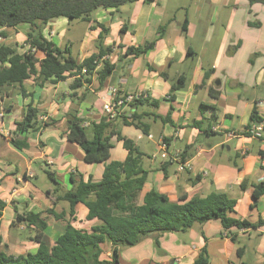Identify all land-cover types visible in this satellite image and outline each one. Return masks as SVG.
<instances>
[{
  "label": "crops",
  "instance_id": "0c3cea01",
  "mask_svg": "<svg viewBox=\"0 0 264 264\" xmlns=\"http://www.w3.org/2000/svg\"><path fill=\"white\" fill-rule=\"evenodd\" d=\"M262 13L264 5H250L247 0L140 1L119 10L99 11L96 21L110 29L104 46L113 48L102 61L115 67L101 89L97 90V76L91 86L78 90L74 97L70 89L73 78L43 85L35 79L28 80L23 83L26 95L19 87L5 86L4 97H0V198L7 208L0 221L4 241L0 250L15 256L38 251L40 245L30 239L34 227L29 236L21 237L20 231L25 232L27 226L16 223L18 215L28 213L43 214L48 225L45 235L54 245L71 221L69 204L58 202V196L71 191L73 180L78 181L80 175L84 179L92 176L95 182L103 179L106 164L87 163L83 150L68 141V118L71 112L78 111L87 125L101 122L107 117L103 106L112 87L118 88L120 95L143 93L149 100L126 106L122 115L112 121L115 131L132 140L145 154L142 166L149 174L140 202L150 191L166 195L173 203L182 196L191 200L218 192L237 202L230 217L253 224L264 222V196L254 199L255 187L264 184V133L262 137L244 134L254 112L264 121ZM80 25L84 27L83 35L74 22L55 20L43 29V35L59 48L69 47L82 62L98 53L102 31L93 30L86 22ZM163 25H167L166 33L158 39ZM123 28L125 34H121ZM28 32L27 25L0 28V47L24 54L30 49ZM154 40L155 48L146 55L126 53L130 47L138 48ZM189 51L193 56L188 55ZM35 56L38 60L45 58L41 51ZM180 79H185V86L173 92V85ZM29 105L55 122L29 134L28 149L19 151L10 139ZM133 115H140L149 125L148 134L123 123L125 119L131 122ZM229 132L236 136L229 138ZM113 142L110 161H125L128 151L123 142L116 138ZM164 143L171 160L161 157ZM177 155L185 156L193 169L179 172L172 160ZM46 167L56 174L58 194L54 186L44 190L35 183L39 178L37 170L46 171ZM51 209L67 216L57 220L48 213ZM88 214L85 205H78L72 225L91 231L98 223L89 221ZM231 232L236 241L221 221L212 220L186 232L153 234L128 250L121 247L120 264H195L203 248H207L210 264H264V226L234 228ZM103 249V259L110 260L112 245L105 243Z\"/></svg>",
  "mask_w": 264,
  "mask_h": 264
},
{
  "label": "trees",
  "instance_id": "16d2710c",
  "mask_svg": "<svg viewBox=\"0 0 264 264\" xmlns=\"http://www.w3.org/2000/svg\"><path fill=\"white\" fill-rule=\"evenodd\" d=\"M140 1L147 4L156 2V0H0V28L29 26L27 44L30 47L24 54L5 46L0 47V97H4V88L7 85L19 87L23 95H26L23 83L31 79L43 85L58 84L73 78L70 89L71 96L74 97L78 90L91 86L94 77L97 76L99 83L97 90L101 89L115 67L106 60L102 61L112 53L113 48L104 46L110 29L96 21V13L111 9L119 10L125 5ZM247 1L250 5H264V0ZM59 19H67L69 22L82 21L91 24L93 30L101 29L97 44L98 53L79 62L69 47L59 48L48 42L44 38L43 29L50 22ZM187 23L186 21L182 26L184 33L187 32ZM166 30L167 25L160 27L158 39L165 35ZM125 32L126 29L123 28L121 34ZM156 41L147 42L138 48L130 47L126 53L135 57L146 55L155 48ZM37 51L45 54L43 60L36 58ZM193 54L191 51L188 52L189 56ZM101 61L103 66L98 70ZM185 83V79H180L173 85V92L182 89ZM143 100L149 101L142 98L132 105L141 104ZM154 105L158 107L157 102ZM156 117L163 122L169 121L168 118ZM42 118L40 110L34 105H29L24 119L17 123L16 133L10 139L11 144L19 151L28 149V135L48 128L55 122ZM112 121L106 117L99 123L91 122L87 125V120L81 117L78 111L71 112L68 118V141L83 150L87 163H105L106 167L101 181L95 182L92 176L84 179L80 175L78 181L73 180L72 190L58 196L57 201L69 204L67 214L71 221L76 220L77 206L85 205L89 211L87 219L97 221L98 225L91 231H85L74 227L71 221H68L64 233L52 245L45 235L48 225L46 219L42 218L43 214L18 215L16 223H25L28 231L34 227L35 232L30 239L40 245L39 249L34 254L20 256L9 255L0 250V264H120L122 246L134 247L153 234L186 232L196 224L219 220L232 240L236 241L232 229H258L264 226L263 221L253 224L247 220L230 217V214L235 212L237 202L228 195L218 192L191 200L182 196L179 202L173 203L166 195L150 191L140 202L149 174L142 166L145 154L132 140L116 132ZM123 123L148 134L149 125L144 123L140 115H133L131 122L125 119ZM252 124H264L262 117L256 112L252 115ZM90 128L92 133L89 134L87 130ZM244 134L251 136L249 132ZM114 138L122 141L128 151L125 161H110ZM165 146L167 150V145ZM180 157L181 162L186 161L185 156ZM46 173L55 184V193L58 194L60 185L55 178L56 174L48 170ZM261 196H264V184L255 187L254 199L257 200ZM6 208L7 203L0 198V221ZM48 213L57 220H63L67 216L66 213L58 214L54 209ZM3 242L0 226V248ZM105 243L112 245L110 260L102 257ZM195 264H210L207 248L201 250Z\"/></svg>",
  "mask_w": 264,
  "mask_h": 264
},
{
  "label": "built area",
  "instance_id": "2783aa9c",
  "mask_svg": "<svg viewBox=\"0 0 264 264\" xmlns=\"http://www.w3.org/2000/svg\"><path fill=\"white\" fill-rule=\"evenodd\" d=\"M107 98L109 99L108 101L105 102L103 106V110L107 114V117L110 120H114L122 115L123 108L132 105L135 101L139 99L142 98L146 99L148 97L145 96L143 93L120 95L119 89L116 87H112L108 91ZM42 119L47 120L44 116ZM263 131H264V124H252L250 130H248V132L255 137L261 136ZM0 133H3L2 129H0ZM227 136L229 138H233L236 136V134L233 132H229ZM162 150H163V154L161 155L162 159H169L170 156L165 152L166 150L165 144H162ZM172 160L177 161L179 172H184L193 169L192 165L189 162L187 161L181 162V157L178 155L175 156V158H173Z\"/></svg>",
  "mask_w": 264,
  "mask_h": 264
},
{
  "label": "rangeland",
  "instance_id": "374dc122",
  "mask_svg": "<svg viewBox=\"0 0 264 264\" xmlns=\"http://www.w3.org/2000/svg\"><path fill=\"white\" fill-rule=\"evenodd\" d=\"M262 15H264L263 13H262ZM258 19H259V22H262V19H261V17L259 16L258 17ZM80 22L81 23H83L82 21H74V23L75 24H77L78 25V29L80 28L81 29V33H82V31L84 32V27H83V25H80ZM79 23V24H78ZM252 26H257L255 23H253L252 22ZM163 26H165V25H163ZM82 35H83V33H82ZM48 167H46V169H47ZM50 169L51 168H48L47 170L48 171H50ZM38 171V176H39V178L35 181V183L37 184V185H39L42 189H46L47 187H52L53 188V186L56 188V186H55V184L49 179V177H48V175H47V173H46V171H44V170H37ZM20 234H21V237H27V236H29L30 235V232L28 231V230H25V232H22V231H20ZM145 239V238H144ZM143 239V240H144ZM142 240V241H143ZM122 247H124V248H126V250H128L129 248H131V247H129V246H122Z\"/></svg>",
  "mask_w": 264,
  "mask_h": 264
},
{
  "label": "water",
  "instance_id": "95a60500",
  "mask_svg": "<svg viewBox=\"0 0 264 264\" xmlns=\"http://www.w3.org/2000/svg\"><path fill=\"white\" fill-rule=\"evenodd\" d=\"M87 132L90 134L92 133V129L90 128L89 130H87Z\"/></svg>",
  "mask_w": 264,
  "mask_h": 264
}]
</instances>
